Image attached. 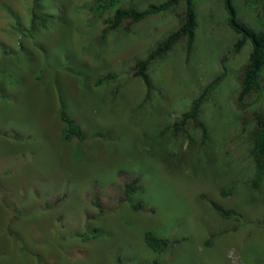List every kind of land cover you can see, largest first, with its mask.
Wrapping results in <instances>:
<instances>
[{
	"label": "rangeland",
	"instance_id": "1",
	"mask_svg": "<svg viewBox=\"0 0 264 264\" xmlns=\"http://www.w3.org/2000/svg\"><path fill=\"white\" fill-rule=\"evenodd\" d=\"M92 1L42 0L35 14L48 18L43 28L32 22L34 0H0V97L3 90L29 91L37 107L27 116L21 96L11 102L18 108L0 106L2 127L16 130L0 129V264H264V184L250 186L255 169L230 105L250 45L233 52L237 37L224 24L222 0H196L195 59L185 64L180 45L156 61L148 70L157 89L150 99L136 78L101 89L92 84L145 59L183 22L185 7L103 32L88 27L84 6ZM235 4L241 22L261 28L243 0ZM223 57L228 78L198 113L207 143L199 130L191 142L161 136L218 74ZM60 103L86 141L61 142ZM2 140L11 143L12 159L4 157L10 146ZM139 176L135 193L126 195ZM136 203L140 212L131 208ZM214 206L237 217L224 219ZM11 220L32 253L13 242ZM94 228L108 236L90 239ZM148 231L171 247L153 252L143 240Z\"/></svg>",
	"mask_w": 264,
	"mask_h": 264
},
{
	"label": "trees",
	"instance_id": "2",
	"mask_svg": "<svg viewBox=\"0 0 264 264\" xmlns=\"http://www.w3.org/2000/svg\"><path fill=\"white\" fill-rule=\"evenodd\" d=\"M140 0H93L86 4L84 9L90 15L88 25L92 30L101 29L103 32L118 29L123 21L138 23L148 18L165 14L181 5L185 7L184 20L177 29L169 33L165 38L156 43L143 60L135 61L132 66L124 73L107 72L98 76L93 81L94 89H101L116 84L121 77L136 78L140 80L146 90V98L150 99L157 89L153 86L148 70L156 62L165 60L175 49L182 45L185 51V64H192L196 50L201 40L200 20L197 14L196 0H162L160 2H150L143 7L133 6ZM248 9L252 10L261 28H255L241 22L237 17L235 0H222V8L225 14V26L237 37L233 52L239 53L247 44L250 45V54L246 65L238 74V89L230 100V105L236 115L237 134L241 142L247 148V154L255 169V177L251 182L253 189H260L264 184V0H243ZM42 0H34L33 21L38 26L41 24L45 28L47 17L37 19V11ZM37 19V20H36ZM39 20L42 23H39ZM35 24V25H36ZM33 27V26H32ZM31 27V28H32ZM229 75L227 69V59L223 57L218 64V74L209 81L198 94L192 99L188 110L176 117L170 125L166 126L161 132L162 135H169L173 138H184L191 142L190 134L192 131L201 132L202 145L208 141V131L204 124L198 119L200 107L212 99L219 88L225 83ZM119 89L113 87L110 91L111 100L118 96ZM57 116L63 130L61 142L69 144L73 141L84 142L88 139L81 127L71 119L62 103H60ZM6 136L8 132H5ZM13 139H19L13 133ZM140 176L132 184L125 187L126 195L135 193L134 186L139 183ZM230 190L222 191V195H229ZM141 204L131 205L135 212L141 211ZM217 213L224 219L237 217L233 210H223L214 206ZM18 219L20 214L16 206H13ZM12 221L7 227V231L15 244L25 245V249L32 253L25 244L20 234L11 227ZM107 232L102 228H94L89 233L90 239H102L107 237ZM86 237V236H84ZM86 239V238H85ZM144 243L153 252H164L171 247L167 239L159 238L152 232H146L143 236ZM157 264V263H155Z\"/></svg>",
	"mask_w": 264,
	"mask_h": 264
},
{
	"label": "crops",
	"instance_id": "3",
	"mask_svg": "<svg viewBox=\"0 0 264 264\" xmlns=\"http://www.w3.org/2000/svg\"><path fill=\"white\" fill-rule=\"evenodd\" d=\"M3 94H1V97H0V106L1 107H5L6 109H14V108H18L19 106H18V104L15 102V104L14 105H12L11 104V102H13L15 99H17L19 96H21V97H23L24 99H25V102H24V107H26L27 108V112H30V113H27V116H29V115H33V110L35 109V108H37L36 107V105L34 104V102H33V93H31V92H29V91H22V92H20V91H14L13 89H11V90H3V92H2ZM4 96V97H3ZM32 122V121H31ZM30 122V123H31ZM35 122L36 121H33L32 122V124L34 123L35 124ZM7 127H9V126H6V127H2V121L0 120V129H3V128H7ZM9 128H11V127H9ZM11 129H13V128H11ZM13 130H15V129H13ZM16 131V130H15ZM20 131H18L17 133H19ZM3 141V140H2ZM6 141V140H5ZM5 141H3V143H5V144H9V148L7 149V151H5L4 152V154H7V155H4V157H6V158H11L12 159V157H11V155H13L14 153H11L12 151H11V149H12V147H11V143H9V142H5ZM7 147H8V145H7ZM43 147V146H42ZM48 148V147H47ZM14 150V149H13ZM47 151H49L48 149H47ZM50 152V151H49ZM43 153V152H42ZM51 153V152H50Z\"/></svg>",
	"mask_w": 264,
	"mask_h": 264
},
{
	"label": "clouds",
	"instance_id": "4",
	"mask_svg": "<svg viewBox=\"0 0 264 264\" xmlns=\"http://www.w3.org/2000/svg\"><path fill=\"white\" fill-rule=\"evenodd\" d=\"M80 126V125H79ZM81 127V126H80ZM81 129H82V127H81Z\"/></svg>",
	"mask_w": 264,
	"mask_h": 264
}]
</instances>
